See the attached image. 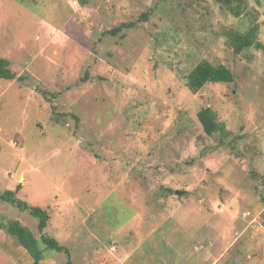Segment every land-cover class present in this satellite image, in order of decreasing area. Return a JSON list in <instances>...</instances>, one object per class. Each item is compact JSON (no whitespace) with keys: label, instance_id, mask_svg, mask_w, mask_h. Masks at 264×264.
<instances>
[{"label":"rangeland","instance_id":"rangeland-1","mask_svg":"<svg viewBox=\"0 0 264 264\" xmlns=\"http://www.w3.org/2000/svg\"><path fill=\"white\" fill-rule=\"evenodd\" d=\"M0 59V194L72 264H264V0H0ZM202 61L234 81L192 92ZM14 222L68 263L0 200V264H34Z\"/></svg>","mask_w":264,"mask_h":264},{"label":"trees","instance_id":"trees-1","mask_svg":"<svg viewBox=\"0 0 264 264\" xmlns=\"http://www.w3.org/2000/svg\"><path fill=\"white\" fill-rule=\"evenodd\" d=\"M234 1L241 0H224L225 4H232ZM232 8V7H231ZM240 5L238 4L235 12L240 14ZM123 28H131L130 24L124 23L120 27L112 31V34L118 33ZM254 30H251L248 35L237 36L235 41L236 52H242L245 48H250L254 44ZM11 64L7 59H0V79L13 81L18 79L23 80L10 68ZM234 81V75L230 69L225 66H215L208 61H202L199 63L188 75L187 87L192 92L200 91L205 85L209 83H231ZM198 119L203 127L204 132L208 136H213L215 133H219L222 136H227L229 133L225 125L218 121L216 113L211 108H203L198 112ZM19 188L16 191L8 190L0 194V200L10 203L18 208L20 211H28L33 217L37 218L38 230L42 233L41 241L47 249L56 250L60 253H66L69 257L67 264H72L70 260V251L61 245L55 238L44 233V230L48 227L50 220L49 213L41 207L32 206L28 202L18 198L16 195ZM7 231L16 236L19 239L20 244L27 250V252L34 259V264H40L43 259V251L39 248L38 240L34 234L28 230V228L22 226L19 222H14L8 225Z\"/></svg>","mask_w":264,"mask_h":264},{"label":"water","instance_id":"water-1","mask_svg":"<svg viewBox=\"0 0 264 264\" xmlns=\"http://www.w3.org/2000/svg\"><path fill=\"white\" fill-rule=\"evenodd\" d=\"M177 194H181V192L178 191Z\"/></svg>","mask_w":264,"mask_h":264}]
</instances>
